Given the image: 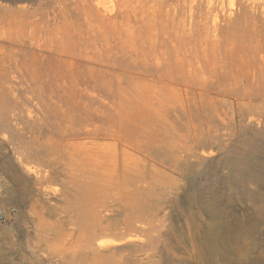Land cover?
<instances>
[{
	"label": "rangeland",
	"instance_id": "obj_1",
	"mask_svg": "<svg viewBox=\"0 0 264 264\" xmlns=\"http://www.w3.org/2000/svg\"><path fill=\"white\" fill-rule=\"evenodd\" d=\"M0 212V264H264V0H0Z\"/></svg>",
	"mask_w": 264,
	"mask_h": 264
},
{
	"label": "bare ground",
	"instance_id": "obj_2",
	"mask_svg": "<svg viewBox=\"0 0 264 264\" xmlns=\"http://www.w3.org/2000/svg\"><path fill=\"white\" fill-rule=\"evenodd\" d=\"M16 14H17V12H16ZM28 18V17H27ZM13 25H16V24H12V26ZM16 32L17 31H13L12 32V34L13 35H16ZM28 38H30V37H28ZM7 43H9L10 44V46H12L11 48L14 50V48L13 47H15V48H19V47H25L26 46V44L24 43V41L23 42H20L18 39H17V37H15V36H13V37H11L10 39H8L7 41H6ZM29 42V41H28ZM12 50V51H13ZM16 50H18V49H16ZM15 53V52H14ZM19 53V52H18ZM16 55H18V54H16ZM72 119V118H71ZM70 119V120H71ZM77 119V118H76ZM75 122V121H74ZM78 122V121H77ZM76 124V123H75ZM78 124V123H77ZM73 126V125H72ZM81 127V126H80ZM70 129V128H69ZM67 130L66 131V129H64L65 130V133H64V135H63V137L65 136V134H66V136H67V134H68V131H71V130ZM86 129V128H85ZM88 129V128H87ZM77 130V129H76ZM91 130V129H90ZM62 131V130H61ZM81 130H79V132H80ZM86 131V133H87V130H85ZM85 131L83 132V135L85 134ZM91 131H93V130H91ZM90 131V133L92 134V132ZM67 132V133H66ZM75 132V131H74ZM73 132V134L71 133L69 136H67L66 138H68V137H71V138H73V137H75V135H77V134H80L79 132L78 133H74ZM82 132V131H81ZM89 132V131H88ZM99 132V131H98ZM53 132H51V134H52ZM56 133V132H55ZM54 133V134H55ZM89 133V134H90ZM88 134V135H89ZM90 134V135H91ZM59 136V133L57 134L56 133V135L55 136ZM87 135V134H86ZM92 135H94V134H92ZM53 136V135H52ZM55 136H54V138H55ZM62 137V136H61ZM56 138H58V137H56ZM53 139V138H52ZM59 140H60V138H58ZM96 142V141H95ZM68 143V142H67ZM72 144H74V142H72ZM68 145V144H67ZM68 146H70V145H68ZM68 148H70V147H68ZM72 148H74V147H71V149L70 150H72ZM77 148V147H76ZM79 148V147H78ZM79 150V149H78ZM74 151L76 152L77 150H75L74 149ZM56 162V161H55ZM55 168V167H54ZM54 168H53V171H54ZM126 168V167H125ZM232 168L234 169V175H233V179L235 180V181H241L242 179H244L245 177H246V174L243 172V166H241L240 164H238V163H235V164H233V166H232ZM52 171V172H53ZM126 171V170H125ZM109 215V214H108ZM109 218V217H108ZM116 247V246H115ZM114 247V248H115ZM107 248V247H106ZM110 250H111V248H109ZM112 250H113V246H112ZM102 251V250H101ZM109 251V250H108ZM116 251V250H115ZM104 253V252H103Z\"/></svg>",
	"mask_w": 264,
	"mask_h": 264
},
{
	"label": "built area",
	"instance_id": "obj_3",
	"mask_svg": "<svg viewBox=\"0 0 264 264\" xmlns=\"http://www.w3.org/2000/svg\"><path fill=\"white\" fill-rule=\"evenodd\" d=\"M4 217H5V215L2 212H0V221H3Z\"/></svg>",
	"mask_w": 264,
	"mask_h": 264
}]
</instances>
